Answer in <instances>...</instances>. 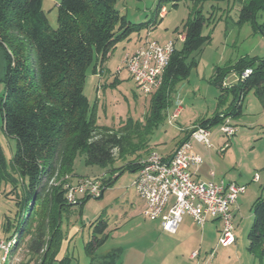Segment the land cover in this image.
<instances>
[{
    "label": "trees",
    "instance_id": "1",
    "mask_svg": "<svg viewBox=\"0 0 264 264\" xmlns=\"http://www.w3.org/2000/svg\"><path fill=\"white\" fill-rule=\"evenodd\" d=\"M42 2L0 0V84L4 86L0 113L5 135L16 141L11 167L23 183L21 193H15L18 210L14 231L6 240L15 238V249L28 238V252L41 255L39 264H51L53 257L49 255L56 243L61 216L76 206L65 203L63 189L64 178L75 177L76 156L84 155L87 165L101 168L128 155L135 157L109 171L110 176L102 181V195L125 170L137 172L141 159L138 154L148 149L154 128L167 117L177 82L188 77L194 64V60L189 63L191 56L200 52L211 37L203 35L208 18L199 10L190 14L182 26V46L175 47L161 86L150 95L143 120L128 119L115 130L96 124L94 107L84 94L87 75H102L120 42L135 32L152 28L157 21H130L115 7L117 0H61L57 5V27L52 29L42 11ZM161 8L159 5L158 13ZM259 11H264V0H249L240 9L238 21L251 22L264 38V23H256ZM231 70L238 77L245 70L250 74L239 78L232 87H223L224 76ZM212 79L221 90L218 107L231 95L227 111L193 126L209 130L228 117H239L242 101L250 91L264 105V57L241 59L232 67H216ZM252 215L248 250L259 249L264 256V197L254 202ZM91 226L85 252L90 264H96L97 251L108 239V224L99 218ZM4 228L7 232L11 229L8 220ZM105 256L109 259L106 264H117L118 253L112 251ZM68 262L65 258L59 264Z\"/></svg>",
    "mask_w": 264,
    "mask_h": 264
},
{
    "label": "rangeland",
    "instance_id": "2",
    "mask_svg": "<svg viewBox=\"0 0 264 264\" xmlns=\"http://www.w3.org/2000/svg\"><path fill=\"white\" fill-rule=\"evenodd\" d=\"M61 0H43L42 11L52 29L57 27V5ZM249 0H117L115 7L134 23L153 21L158 14V6H165V17L158 18L156 27L151 31L150 41L159 44L165 41L174 42L180 49L177 40L183 24L190 14L197 10L208 18L203 28V35H210L211 41L202 50L191 56L194 64L186 79L177 82L171 95L174 107L168 108V116L174 113L180 103L179 117L168 124V116L158 123L150 136L147 150L138 156L144 158L149 152L169 153L179 141L184 140L190 125L203 117H213L216 112H226L228 103L218 107L220 88L212 77L216 67L234 66L239 60L264 57V38L259 31L253 29L251 22L239 23V11ZM214 7H217V9ZM193 13V14H194ZM137 19H135V18ZM164 18V19H163ZM134 19V20H133ZM256 23H264V11L256 15ZM144 29L133 36L145 39ZM141 39V40H142ZM138 41V39H137ZM121 53L111 59V76L105 79L100 75H87L84 94L91 107H94L95 121L98 126L117 130L121 122L128 119L142 121L149 109L150 97L138 91L121 64ZM193 58V59H192ZM116 67L121 68L117 73ZM3 74V60L0 53V77ZM109 76V77H108ZM117 76L105 84L107 78ZM99 79L103 89L97 92ZM237 75L229 71L222 81L223 87L236 85ZM4 86L0 84V97ZM231 98V97H230ZM237 128L236 134L228 140L220 132L221 123L210 127L213 169L224 179H235L246 184V192L240 198L239 211L233 214L236 242L229 247H216L217 239L210 237L209 243L200 252V259L189 260L188 256L175 248L171 235L160 236L157 223L144 220L137 209L138 200L133 187L136 173L125 170L118 179L107 188L99 199L89 198L81 206L68 208L60 219L59 233L56 243L49 255L53 257L51 264H59L65 258L68 264H90V257L85 252V244L92 235V223L99 218L108 224V239L97 251L96 264H106L109 260L104 254L116 252L119 264H264V256L259 249L248 250L247 235L253 224L252 206L256 199L264 197V105L253 91L247 93L242 101V113L233 120ZM203 146V145H201ZM204 147V146H203ZM16 150V141L7 137L2 129L0 113V239H7L14 231L15 216L18 210L16 194L23 190V183L11 167V159ZM134 156L117 159L107 168L87 165L84 155H77L73 164V175L76 178L110 176L109 171L132 161ZM258 176L259 182L252 178ZM75 177L64 178V184ZM133 204L135 212H131ZM11 229L5 231L6 221ZM170 236V237H167ZM219 238V237H218ZM28 238L11 249L6 264H39L41 255L32 256L27 250ZM213 252L212 258H209ZM2 252L0 251V264Z\"/></svg>",
    "mask_w": 264,
    "mask_h": 264
},
{
    "label": "built area",
    "instance_id": "3",
    "mask_svg": "<svg viewBox=\"0 0 264 264\" xmlns=\"http://www.w3.org/2000/svg\"><path fill=\"white\" fill-rule=\"evenodd\" d=\"M165 14V8L160 9ZM184 34L179 33L177 40L183 41ZM175 49L174 42L159 44L145 40L134 53L124 56L122 65L128 72L132 82L140 93L152 95L162 84V76ZM121 68H117V73ZM250 74L245 70L237 81ZM180 103L172 115L168 116V124L178 118ZM231 118H226L219 132L230 140L237 132ZM190 140L211 149L210 132L201 126H192L188 130V139L178 143L169 157H163L156 151L149 152L138 161V169L133 187L142 202L141 215L148 221H159L164 232L174 234L184 216H189L197 228L202 229L210 220H218L221 230L217 246L229 247L236 241L233 224V207L238 198L246 191V186L223 180L215 181L210 172L208 181H197L191 169L203 163L202 158L192 152ZM105 175L70 179L63 185L64 200L67 205H77L84 198H94L101 194ZM67 179V177H66ZM254 182L259 177L253 178ZM12 240L0 239L1 261L5 262L11 249ZM213 252L209 258H212ZM197 252L192 253L195 259Z\"/></svg>",
    "mask_w": 264,
    "mask_h": 264
},
{
    "label": "crops",
    "instance_id": "4",
    "mask_svg": "<svg viewBox=\"0 0 264 264\" xmlns=\"http://www.w3.org/2000/svg\"><path fill=\"white\" fill-rule=\"evenodd\" d=\"M161 7H164V5L160 4ZM217 9V7H214V9ZM166 15V12L165 14L162 16L160 13L157 14V17H155L154 19L157 21L158 18L161 19V17H165ZM135 18V17H134ZM138 18V17H137ZM135 18V19H137ZM164 19V18H163ZM130 20V19H129ZM134 20V19H133ZM131 21V20H130ZM134 22V21H132ZM140 23L142 22H145V21H138ZM137 23V22H136ZM156 26H153L152 28H149V29H145L146 32V36H145V39H142L140 36H133V34L126 40L120 42L117 47L115 48V50L113 51V53L109 56L106 64H105V69H104V72L102 75L98 76L100 79H105V75L109 73V75L111 76V70H110V66H111V59L114 57V55L117 53L118 49H121L123 50V53H121V64L123 62V59H124V56L126 54H132L134 53L141 45H143V43L145 42V40H149L148 37L150 38L151 36V31L153 29H155ZM183 30V29H182ZM182 30L181 32L179 33H182ZM138 39V41H137ZM142 39V40H141ZM167 42H170V41H165L164 43L162 44H165ZM181 43V46H182V43L183 41H179ZM176 47V46H175ZM177 48V47H176ZM178 49V48H177ZM119 68V67H116V69ZM97 76V75H95ZM105 76V77H104ZM109 77V76H108ZM130 77V76H129ZM115 79L114 81L117 82L119 81L118 77L117 76H113L112 78H107V81H105V84H107L109 82V84L111 83V79ZM99 79V82H98V87H97V92H99L100 89H103V85H102V80ZM131 79V78H130ZM232 87V86H231ZM231 95H229L227 97V101L225 103L228 102V100L230 99ZM171 107H174L172 105V102L170 104ZM169 106V108H170ZM171 109V108H170ZM176 109H174L175 111ZM218 112H216L213 117L217 114ZM169 112H167V116H168ZM179 117V116H178ZM213 117L211 118H207V117H203L202 119L200 120H197L195 121L194 123H192L190 125V127L188 128V130L196 123L202 121V120H210L212 119ZM233 122V121H232ZM235 126V125H234ZM188 130H185L184 132L186 133L185 135V138L184 140L182 141H179L178 143H181L185 140L188 139ZM209 132H210V127H209ZM211 133V132H210ZM177 143V144H178ZM190 143H191V146H192V152L199 155L201 158H202V161L203 163L197 167H193L191 169V172H192V175H193V178L197 181H208L210 179V172H213L214 173V180L215 181H219V180H223L225 182H234L236 184H239V185H244L246 186V184H242V183H239L238 181H236L235 179H224V177L221 175H217V173L211 169L212 166H213V155L211 152L207 151L205 147L201 146L202 144H200L199 142L197 141H194V140H190ZM150 147V146H149ZM175 148V147H174ZM174 149H172L169 153H165V154H160L161 156L163 157H169L172 152H173ZM254 178V177H253ZM253 178H252V181H253ZM254 182V181H253ZM259 182V181H258ZM247 189V188H246ZM105 192V191H104ZM103 192V194H104ZM246 192V191H245ZM245 194V193H244ZM243 194V195H244ZM241 195L236 204L234 205L233 207V214L236 212V211H239V205L238 203L240 202V198L243 196ZM103 196V195H102ZM137 196V195H136ZM137 200H138V206H137V209L139 210L140 212V215H141V209H142V202L140 201V199L138 198L137 196ZM257 200V199H256ZM130 209H131V212H135L136 210H134V206L133 204L130 205ZM142 216V215H141ZM144 220H146L144 218ZM148 221V220H146ZM151 223H157L156 225V228L157 230L160 232V236L159 238H161L162 236H166L167 234L168 235H171L174 240V245H175V248H178L180 252H184L182 253L183 255L181 256H188V259L189 260H197L199 261L200 259V252H202V250L208 245L210 244L209 243V240H210V237H212L213 241L217 239V242H218V237H219V234H220V230H221V223L220 221L218 220H210L209 222H207L205 224V226L202 228V229H199L197 228V226L194 224L193 220L191 219V217L189 216H184L183 217V220L182 222L180 223V225L178 226L177 228V231L174 233V234H170V233H167V232H164L161 227H160V223L159 221H149ZM166 234V235H165ZM167 237H170V236H167ZM6 240V239H4ZM236 242V241H235ZM217 246V244H216ZM216 248V247H215ZM194 252H197L198 253V256L195 258V259H192L191 258V255L192 253ZM110 253V252H109ZM107 254V253H106ZM104 254V255H106ZM120 260L118 258V261H117V264H119ZM199 263V262H198ZM197 263V264H198Z\"/></svg>",
    "mask_w": 264,
    "mask_h": 264
},
{
    "label": "water",
    "instance_id": "5",
    "mask_svg": "<svg viewBox=\"0 0 264 264\" xmlns=\"http://www.w3.org/2000/svg\"><path fill=\"white\" fill-rule=\"evenodd\" d=\"M114 182H115V180H114ZM101 197H102V192H101V194L98 197H94V199H99Z\"/></svg>",
    "mask_w": 264,
    "mask_h": 264
}]
</instances>
